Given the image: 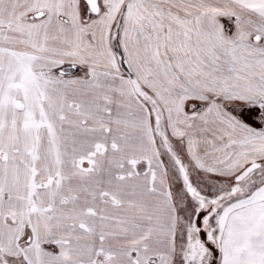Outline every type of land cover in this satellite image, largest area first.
<instances>
[{"label":"snow or ice","instance_id":"1","mask_svg":"<svg viewBox=\"0 0 264 264\" xmlns=\"http://www.w3.org/2000/svg\"><path fill=\"white\" fill-rule=\"evenodd\" d=\"M0 264H264V0H0Z\"/></svg>","mask_w":264,"mask_h":264}]
</instances>
